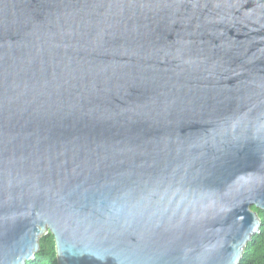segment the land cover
Listing matches in <instances>:
<instances>
[{"label":"water","instance_id":"1","mask_svg":"<svg viewBox=\"0 0 264 264\" xmlns=\"http://www.w3.org/2000/svg\"><path fill=\"white\" fill-rule=\"evenodd\" d=\"M264 212V0H0V264H240Z\"/></svg>","mask_w":264,"mask_h":264},{"label":"trees","instance_id":"2","mask_svg":"<svg viewBox=\"0 0 264 264\" xmlns=\"http://www.w3.org/2000/svg\"><path fill=\"white\" fill-rule=\"evenodd\" d=\"M254 210L258 211L262 218L260 233L248 245L240 264H264V212L255 208ZM28 264H58L56 243L51 233L41 239L36 259Z\"/></svg>","mask_w":264,"mask_h":264}]
</instances>
